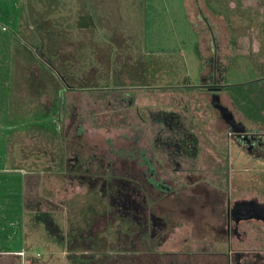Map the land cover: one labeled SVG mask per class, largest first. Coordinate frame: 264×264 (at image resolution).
<instances>
[{"label": "rangeland", "instance_id": "374dc122", "mask_svg": "<svg viewBox=\"0 0 264 264\" xmlns=\"http://www.w3.org/2000/svg\"><path fill=\"white\" fill-rule=\"evenodd\" d=\"M185 3L192 25L174 26L168 52L145 44L136 17L124 22L113 10L107 24L91 26L90 0H25L21 24L0 22V169L27 173L21 187L19 175L0 172V264H175L174 257L204 256L211 247L190 238H203L212 217L191 221L183 195L158 199L152 173L181 193L192 181L196 197L214 188L263 195L264 154L226 136L211 96L197 87L210 74L225 87L243 85L264 105V0ZM73 16L81 18L77 38L74 25L53 23ZM161 113L178 115L197 139L196 178L155 142L163 129L152 119ZM235 115L264 132V124Z\"/></svg>", "mask_w": 264, "mask_h": 264}, {"label": "flooded vegetation", "instance_id": "af4514ba", "mask_svg": "<svg viewBox=\"0 0 264 264\" xmlns=\"http://www.w3.org/2000/svg\"><path fill=\"white\" fill-rule=\"evenodd\" d=\"M215 64L218 65V60L214 62ZM207 77L202 78V84L197 88L206 91L205 94L211 96L210 102L214 101V94L218 96V99L222 93L227 96V93L224 91L225 86L220 84L216 77L210 74ZM227 109L232 115V120L220 115L222 122L226 125V136L233 139L236 144L245 146L250 151L261 152L263 155L264 132L256 128H253V131L245 128L242 125V121L235 115V113L238 115L239 113L235 109L228 107ZM152 120L163 129V132L157 134L155 137V142L162 149L170 152L171 156L169 157L171 158L167 159V161L172 162L177 168H180V166L192 168L189 170V174L192 178H196L200 174L199 168L201 166L199 165L203 163L202 161L195 160L194 154L199 147L197 146V139L191 130H189L191 128L189 127L188 129V126L182 124L180 117L172 113L158 114ZM241 129L243 132H238ZM199 162L200 164H198ZM85 164V160L79 161L78 158H74V165L82 168ZM143 164L148 165V162L143 161ZM145 168L148 169L146 166ZM149 173L151 174L150 171ZM152 176L158 177L157 180L152 182L159 192L157 193L158 199L162 194L164 196L183 195L185 199L183 202L185 204L184 215L187 213L191 221H193L192 218H195L196 215L205 216L207 214L215 222L203 224L207 229L203 238L201 237L198 238L199 240H196V235L194 236L193 234L190 238V242L195 243L199 241L202 245L206 244L211 249L204 256L200 257L196 255L185 256L184 258L174 257L176 260L175 264H264V193L260 197L238 196L236 194L231 196L230 193L214 188L213 191L201 193L202 196L196 197L197 193L191 190L193 188L192 181L190 182V186L186 185V183L184 184L186 189L190 190L187 191L185 189L186 193H181L180 190V192L174 191L173 187L166 188L165 182L156 173H152ZM162 189L169 191L164 193ZM197 204H199V208L196 207ZM237 204H240V206L238 205L239 207L234 208ZM166 215L169 216V214Z\"/></svg>", "mask_w": 264, "mask_h": 264}, {"label": "crops", "instance_id": "0c3cea01", "mask_svg": "<svg viewBox=\"0 0 264 264\" xmlns=\"http://www.w3.org/2000/svg\"><path fill=\"white\" fill-rule=\"evenodd\" d=\"M25 1V0H24ZM23 0H0V22H9L12 26L21 24V19L18 17L20 6L24 3ZM90 0L91 2V9H90V15H89V24L91 26L93 25H104L108 23V18L113 13V10H115V14H119L120 18L127 22L126 19H130L131 17L137 18L139 20V23H142L143 31L141 32L143 39L145 40V44L148 42L147 46L156 48L157 50H163L165 52L170 51L173 46L169 43L168 40H172L176 37L177 30L174 27L178 23L183 27L186 25H189V27L192 25V21L190 16L188 15L187 9H186V3L185 0H173L168 2H163V4L159 0ZM139 2V4H138ZM114 6H123L119 7V9L113 8ZM128 6V10L126 11V7ZM138 7V8H136ZM110 8V9H108ZM124 8V9H122ZM130 8V9H129ZM173 18V20H171ZM40 23H50L47 22L41 17ZM54 24H72L73 26V32H76V38L77 33L79 32L78 25L81 23L80 16H77V18L70 17L65 19H58L57 21L53 22ZM64 32V31H63ZM98 32V29H97ZM99 33V32H98ZM162 34V37L160 36ZM125 37L124 34L117 36L114 35V37ZM59 37V36H58ZM161 38V44L159 42H156V40ZM79 38V36H78ZM74 43H73V49H81L79 48V44L75 42V35L73 36ZM152 40L153 42L149 41ZM49 41L47 40L44 44L42 42L41 44V51L36 50L40 52L41 57L45 56L43 54V50H49L50 45ZM38 48V47H37ZM199 48V47H198ZM47 53V52H46ZM201 84V82H200ZM38 132V131H36ZM42 132V131H41ZM39 132V133H41ZM0 172H11L13 174H17L20 176L19 184L24 186V181L27 176L25 169H9L5 170L0 169ZM22 251V249L20 250ZM17 252H13V254H17ZM16 257L19 258L17 255Z\"/></svg>", "mask_w": 264, "mask_h": 264}, {"label": "trees", "instance_id": "16d2710c", "mask_svg": "<svg viewBox=\"0 0 264 264\" xmlns=\"http://www.w3.org/2000/svg\"><path fill=\"white\" fill-rule=\"evenodd\" d=\"M224 91L227 93L228 99L236 112L245 115L252 125L259 126L258 123L264 124V120L261 117L264 111V105L261 106L256 102L254 103L250 98V93L244 90L243 85L224 87Z\"/></svg>", "mask_w": 264, "mask_h": 264}, {"label": "water", "instance_id": "95a60500", "mask_svg": "<svg viewBox=\"0 0 264 264\" xmlns=\"http://www.w3.org/2000/svg\"><path fill=\"white\" fill-rule=\"evenodd\" d=\"M40 57H41V55H40ZM213 100L214 101L212 102V105H213L212 107L219 111L221 117H224V118L228 117V118H230L232 120V117H231L232 115H231L230 111H228L227 108H225V107H223L222 105L219 104L217 96H216V98L213 97ZM238 132L242 133L243 131L241 129ZM242 204H244V203H242ZM238 205L240 206V204H237V206H235L234 208L239 207Z\"/></svg>", "mask_w": 264, "mask_h": 264}, {"label": "built area", "instance_id": "2783aa9c", "mask_svg": "<svg viewBox=\"0 0 264 264\" xmlns=\"http://www.w3.org/2000/svg\"><path fill=\"white\" fill-rule=\"evenodd\" d=\"M21 255H23V253H20Z\"/></svg>", "mask_w": 264, "mask_h": 264}]
</instances>
